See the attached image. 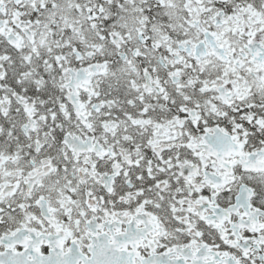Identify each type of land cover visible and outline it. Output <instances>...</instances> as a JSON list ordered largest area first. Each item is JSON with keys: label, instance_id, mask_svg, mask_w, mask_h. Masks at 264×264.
Returning <instances> with one entry per match:
<instances>
[{"label": "snow or ice", "instance_id": "6c2138e0", "mask_svg": "<svg viewBox=\"0 0 264 264\" xmlns=\"http://www.w3.org/2000/svg\"><path fill=\"white\" fill-rule=\"evenodd\" d=\"M0 264H264V0H0Z\"/></svg>", "mask_w": 264, "mask_h": 264}]
</instances>
